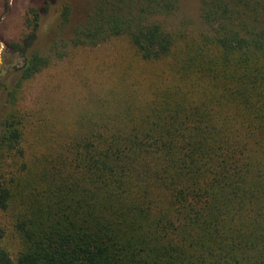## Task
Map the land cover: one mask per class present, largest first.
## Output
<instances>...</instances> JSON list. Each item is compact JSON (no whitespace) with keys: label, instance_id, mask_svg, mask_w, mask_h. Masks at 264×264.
Returning <instances> with one entry per match:
<instances>
[{"label":"trees","instance_id":"obj_1","mask_svg":"<svg viewBox=\"0 0 264 264\" xmlns=\"http://www.w3.org/2000/svg\"><path fill=\"white\" fill-rule=\"evenodd\" d=\"M194 1L198 23L93 0L47 51L28 9L0 81V264H264V0ZM70 49L99 53L85 103L26 107Z\"/></svg>","mask_w":264,"mask_h":264},{"label":"rangeland","instance_id":"obj_2","mask_svg":"<svg viewBox=\"0 0 264 264\" xmlns=\"http://www.w3.org/2000/svg\"><path fill=\"white\" fill-rule=\"evenodd\" d=\"M92 1L0 0V81L3 70L21 65V58L12 51L10 45L20 44L24 39L26 34L24 16L29 8H36L43 14L44 21L36 33L35 44L47 51L54 42L67 40L72 35L74 27L81 24L90 13ZM64 5L70 10L67 24H61L59 17ZM177 19L197 21L194 0H181ZM68 52L70 54L68 58L51 65L40 77L25 85L22 102L26 107L36 108V105H39L42 110H50L53 117L55 114L62 120L65 117L71 119L78 111V107L85 103L86 89L90 86H87L85 79L91 74L95 76L92 67L98 62L99 53L81 49H70ZM91 82L96 83V78H91ZM5 101L0 99V120L9 110V105Z\"/></svg>","mask_w":264,"mask_h":264}]
</instances>
